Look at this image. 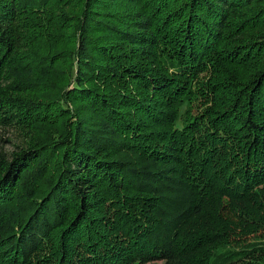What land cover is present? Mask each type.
I'll return each mask as SVG.
<instances>
[{"label": "trees", "instance_id": "16d2710c", "mask_svg": "<svg viewBox=\"0 0 264 264\" xmlns=\"http://www.w3.org/2000/svg\"><path fill=\"white\" fill-rule=\"evenodd\" d=\"M63 1L0 0V264H264V0Z\"/></svg>", "mask_w": 264, "mask_h": 264}, {"label": "rangeland", "instance_id": "374dc122", "mask_svg": "<svg viewBox=\"0 0 264 264\" xmlns=\"http://www.w3.org/2000/svg\"><path fill=\"white\" fill-rule=\"evenodd\" d=\"M64 4V5H62ZM82 3L75 1H67L64 3L63 0H60V5L54 10L57 17L60 19L57 23V26L54 31L55 36L64 40H70L73 37L76 29V22L73 20L76 15L81 12ZM20 136L14 129H3L0 128V145L6 151H13L16 149V145L20 143ZM251 237L248 238L250 240ZM148 264H164L162 260H154L148 262Z\"/></svg>", "mask_w": 264, "mask_h": 264}]
</instances>
